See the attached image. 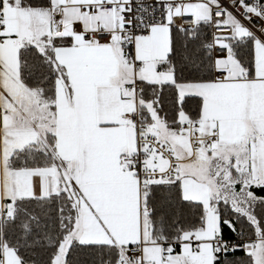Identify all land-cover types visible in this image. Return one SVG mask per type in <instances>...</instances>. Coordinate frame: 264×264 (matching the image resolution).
I'll return each instance as SVG.
<instances>
[{"label": "snow or ice", "instance_id": "1", "mask_svg": "<svg viewBox=\"0 0 264 264\" xmlns=\"http://www.w3.org/2000/svg\"><path fill=\"white\" fill-rule=\"evenodd\" d=\"M0 264H264V0H0Z\"/></svg>", "mask_w": 264, "mask_h": 264}]
</instances>
